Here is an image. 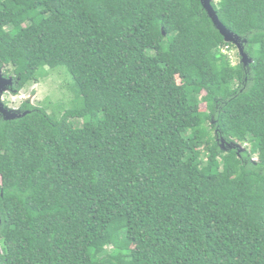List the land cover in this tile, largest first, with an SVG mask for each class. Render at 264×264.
Instances as JSON below:
<instances>
[{"label":"trees","instance_id":"16d2710c","mask_svg":"<svg viewBox=\"0 0 264 264\" xmlns=\"http://www.w3.org/2000/svg\"><path fill=\"white\" fill-rule=\"evenodd\" d=\"M212 6L248 66L201 0H0L5 96L74 95L0 116V264H264V0Z\"/></svg>","mask_w":264,"mask_h":264},{"label":"rangeland","instance_id":"374dc122","mask_svg":"<svg viewBox=\"0 0 264 264\" xmlns=\"http://www.w3.org/2000/svg\"><path fill=\"white\" fill-rule=\"evenodd\" d=\"M233 64L241 61L239 50L237 48L225 49ZM38 83H31L18 95L13 93L4 96L3 101H7L9 108L19 110L23 102H29L36 107L47 108L49 113L60 110L63 106L68 107L70 101L74 98L69 83L72 79L67 71L63 68L56 70L46 69L45 73ZM202 109L206 108L205 104L201 105Z\"/></svg>","mask_w":264,"mask_h":264},{"label":"water","instance_id":"95a60500","mask_svg":"<svg viewBox=\"0 0 264 264\" xmlns=\"http://www.w3.org/2000/svg\"><path fill=\"white\" fill-rule=\"evenodd\" d=\"M213 0H201L202 6L207 12L208 16L212 20L214 26L220 31V33L224 36L225 41L228 43H233L237 46L239 50V54L241 56V61L244 64V66H248L252 61L245 53L242 45L240 44V41L236 35H234L231 31H229L219 20V17L215 11V9L212 6ZM13 86V78H5L3 76V69L0 68V116H2L5 120H16L25 114H21L20 110H13L5 107L3 103V97L5 96V93H8L10 90V87ZM224 142V141H223ZM0 227H1V219H0Z\"/></svg>","mask_w":264,"mask_h":264},{"label":"flooded vegetation","instance_id":"af4514ba","mask_svg":"<svg viewBox=\"0 0 264 264\" xmlns=\"http://www.w3.org/2000/svg\"><path fill=\"white\" fill-rule=\"evenodd\" d=\"M0 252H1V248H0Z\"/></svg>","mask_w":264,"mask_h":264}]
</instances>
